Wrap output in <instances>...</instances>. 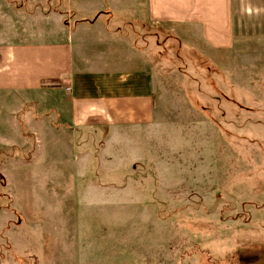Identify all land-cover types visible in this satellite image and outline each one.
Returning <instances> with one entry per match:
<instances>
[{
    "label": "rangeland",
    "instance_id": "rangeland-1",
    "mask_svg": "<svg viewBox=\"0 0 264 264\" xmlns=\"http://www.w3.org/2000/svg\"><path fill=\"white\" fill-rule=\"evenodd\" d=\"M236 29L211 50L148 25L156 126L114 173L0 136V264H264V26Z\"/></svg>",
    "mask_w": 264,
    "mask_h": 264
},
{
    "label": "crops",
    "instance_id": "crops-1",
    "mask_svg": "<svg viewBox=\"0 0 264 264\" xmlns=\"http://www.w3.org/2000/svg\"><path fill=\"white\" fill-rule=\"evenodd\" d=\"M150 24L228 50L236 25L264 26V0H0L1 138L22 147L21 121L33 148L40 144L34 161L43 142L63 140L68 175L78 179L125 165L115 143L131 144L130 135L128 153L148 154L157 97Z\"/></svg>",
    "mask_w": 264,
    "mask_h": 264
}]
</instances>
